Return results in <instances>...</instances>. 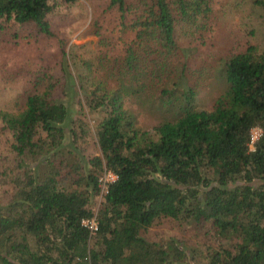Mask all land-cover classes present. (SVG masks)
I'll return each instance as SVG.
<instances>
[{
    "label": "trees",
    "instance_id": "trees-1",
    "mask_svg": "<svg viewBox=\"0 0 264 264\" xmlns=\"http://www.w3.org/2000/svg\"><path fill=\"white\" fill-rule=\"evenodd\" d=\"M213 3L109 0L118 38H102L95 19L91 33L107 50L93 61L70 55L73 74L62 53L61 91L75 92L81 117L72 120L68 103L53 97L51 79L27 94L19 111L0 110L11 136L1 170L9 188L0 203V264H188L173 239L148 238L163 219L208 224L228 240L200 264H264V48L247 44L215 67L191 68L178 42L201 37ZM253 3L264 14V0ZM56 5L0 0V20L49 36L47 16ZM115 45L121 49L108 54ZM213 70L221 90L203 108L201 80ZM130 104L156 113L150 131ZM83 110L99 114L91 133L99 155L90 158L80 148L89 133ZM254 127L260 134L250 149ZM104 168L116 177L93 212ZM93 215L90 234L80 221Z\"/></svg>",
    "mask_w": 264,
    "mask_h": 264
},
{
    "label": "rangeland",
    "instance_id": "rangeland-1",
    "mask_svg": "<svg viewBox=\"0 0 264 264\" xmlns=\"http://www.w3.org/2000/svg\"><path fill=\"white\" fill-rule=\"evenodd\" d=\"M108 1L56 0L55 10L47 16L51 31L49 36L36 32L31 24H18L12 19L0 20V110L19 111L23 107L25 96L33 91H41L51 79L56 84L53 97L68 103L72 120L76 116L81 117L77 110L75 92L67 89L69 92L65 90L63 94L61 91L62 53H67L64 58L68 63L69 72L73 74L70 55L93 61L99 50H107L97 44V36L91 33L95 19L102 38H118L117 13L107 7ZM213 2L214 16L200 32L201 37L195 40L196 42H192L190 37L179 38V44L190 52L191 68H196L199 63L206 67H215L216 61L243 50L247 44H254L259 49L264 48V14L255 6L253 0ZM194 43L198 45L191 46ZM109 49L111 50L108 54L115 55V51H119L121 47L115 45ZM210 77L201 80L203 84H200L198 105L203 108L211 106L222 86L214 70ZM34 82L38 85H34ZM130 106L132 109L136 108L135 105ZM137 109L134 110L140 126L150 131L151 126L157 123L156 113H139ZM84 110L81 121L89 133L84 135L85 140L80 148L82 153L90 158L99 155L96 140L91 136L99 114ZM10 142L9 132L0 124V203L4 201L9 188L1 170L7 166L6 162L11 157ZM67 142L70 144V140ZM101 198L100 192L90 198L93 212L97 211ZM147 236L159 244L173 239L185 251L188 264L204 262L207 260L205 256L208 251L218 248L219 244L228 243V240L214 235L208 224L197 225L191 220L179 223L163 219L149 229Z\"/></svg>",
    "mask_w": 264,
    "mask_h": 264
},
{
    "label": "built area",
    "instance_id": "built-area-1",
    "mask_svg": "<svg viewBox=\"0 0 264 264\" xmlns=\"http://www.w3.org/2000/svg\"><path fill=\"white\" fill-rule=\"evenodd\" d=\"M260 134V129L257 127H254L250 130V135H249V148H253V143L257 139V137ZM115 174H113L110 170L108 169H103L100 175L97 178V184L99 187V192L102 194L103 192L106 191L107 185L115 179ZM80 223L86 227L89 230V233L92 234L96 230V220L94 218V215L91 216L90 218H85L81 219Z\"/></svg>",
    "mask_w": 264,
    "mask_h": 264
}]
</instances>
